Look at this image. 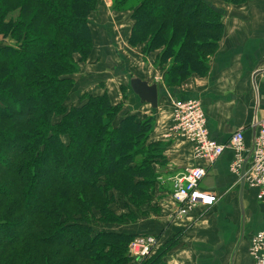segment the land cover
I'll return each mask as SVG.
<instances>
[{
  "label": "trees",
  "instance_id": "trees-1",
  "mask_svg": "<svg viewBox=\"0 0 264 264\" xmlns=\"http://www.w3.org/2000/svg\"><path fill=\"white\" fill-rule=\"evenodd\" d=\"M100 3L0 0V35L11 41L0 43V233L11 236L0 238V264H168L170 240L136 260L129 245L141 233L98 228L135 222L134 210L113 209L116 195L126 208L152 205L166 164V144L149 142L153 116L121 117L108 93L69 101ZM113 9L131 13L129 43L156 54L167 86L208 73L225 32L212 3L114 0Z\"/></svg>",
  "mask_w": 264,
  "mask_h": 264
},
{
  "label": "crops",
  "instance_id": "crops-1",
  "mask_svg": "<svg viewBox=\"0 0 264 264\" xmlns=\"http://www.w3.org/2000/svg\"><path fill=\"white\" fill-rule=\"evenodd\" d=\"M110 1H102V6L90 18L93 52L80 64V71L75 75L74 95L80 98L84 93H108L114 104L123 103L121 117L149 115L155 119L149 142L166 144V164L164 169L159 167L156 183L158 197L151 205L158 212H153L151 222L135 232L160 236L162 245L170 240L172 246L165 257L168 264H252L251 238L264 232V208L257 201L256 191L245 188L242 191L241 183L230 172V149L212 165L201 183V189L217 196L214 206L202 216L171 222L174 204L170 202L166 180L186 167L204 164L194 159L190 145L170 130L175 98L202 101L207 128L217 142L227 144L235 131L246 129L247 142L253 144L252 124L255 120H264V0H247L241 5L205 0L223 11L224 36L210 57L208 73L193 75L176 88H170L163 80V72L156 65V54L146 57L142 49L129 44L130 14L108 12L105 4L110 9ZM120 27L125 34L123 39L118 35ZM132 76L158 82L160 96L156 109L142 103L132 92L129 85ZM145 206L148 205L141 208Z\"/></svg>",
  "mask_w": 264,
  "mask_h": 264
},
{
  "label": "built area",
  "instance_id": "built-area-1",
  "mask_svg": "<svg viewBox=\"0 0 264 264\" xmlns=\"http://www.w3.org/2000/svg\"><path fill=\"white\" fill-rule=\"evenodd\" d=\"M173 102L170 130L186 141L194 159L204 164L186 167L171 179L170 202L174 204L171 222L202 216L214 206L217 196L201 189V183L227 149L232 152L230 172L237 177V183H241V190L256 191L257 201L264 208V120H255L252 124L253 144L247 142L246 129L235 131L227 144H221L210 136L202 101L175 98ZM161 242L155 235L140 234L130 242L129 252L136 260H142L153 255ZM250 257L252 264H264V232L252 236Z\"/></svg>",
  "mask_w": 264,
  "mask_h": 264
},
{
  "label": "rangeland",
  "instance_id": "rangeland-1",
  "mask_svg": "<svg viewBox=\"0 0 264 264\" xmlns=\"http://www.w3.org/2000/svg\"><path fill=\"white\" fill-rule=\"evenodd\" d=\"M102 1H105V2H109L110 0H100V2H101V4L99 5V7H98V9L100 8V6H102ZM113 3H114V0H112V1H110V9L108 8V5L107 4H105L106 6H107V11L109 12V10H112V11H114V12H117V13H128V14H131L129 11H120V12H118V11H115L114 9H113ZM97 9V10H98ZM96 10V11H97ZM96 11H94V12H96ZM94 12L92 13V15L94 14ZM102 14H103V12H102ZM91 15V16H92ZM91 16H90V18H91ZM131 16V15H130ZM130 19H131V17H130ZM131 22H132V19H131ZM131 28H132V26H131ZM132 30V29H131ZM120 31H121V27H120ZM122 39L123 38H125L124 37V32H122L121 31V34H118ZM130 36H131V31H130V34H129V36H127V38H130ZM6 41V39H4V36L3 35H0V43L1 42H5ZM6 42H8V43H10L11 41L10 40H8V41H6ZM127 42H128V40H127ZM130 44V43H129ZM133 47H135L137 50L139 49V50H141L142 49V51H143V48H144V45H137V46H133ZM143 53V52H142ZM153 54H155V53H153ZM153 54H147V55H144V56H146V57H150V55H153ZM172 61L173 60H171V58H169V61H168V63H167V67L168 66H170L171 64H172ZM159 69V71H161V72H163V80L165 81V70L163 69H161V68H158ZM191 78V77H190ZM189 80V78L188 79H186L185 81H184V83L185 82H187ZM84 95H86V93H84L80 98H78V96H76V95H74V94H72V96H71V98H70V103H73V104H78L80 101H81V98L84 96ZM123 114V112L122 111H120V116ZM135 148H137V146L136 147H133V149H135ZM138 161H142V156L140 155V156H138ZM163 167H161V169H162ZM164 169V168H163ZM166 182H168V186H169V188H171V186H170V183H171V180H166ZM166 182H162V185L163 186H166ZM42 189V186L41 185H39V187H38V191L39 190H41ZM38 191H35V193L36 192H38ZM34 193V192H33ZM127 197H125V196H122V195H120V194H117L116 195V198L114 199L115 200V205L113 206V209L116 211V212H118V214L119 215H123V213L125 214V213H129V211H133L132 212V215L131 216H133L134 218L136 217L137 218V220L135 221V222H132V221H128V223H125V224H123V225H117V224H113V225H104V224H99L98 225V228L99 229H103V230H105V229H107V228H113V229H115V230H118V231H128V232H135V231H137V229L139 230V231H141L142 230V226H144V225H146V224H148V223H150L151 222V214L154 212V213H157L158 211L157 210H154L153 209V207L150 205V203L148 204L149 206H145V207H143V208H135V209H133V208H126L124 205H125V203H127V204H129L128 202H127ZM9 237H11L10 235H9V233L8 232H3V233H0V238H1V241H5L6 239H8Z\"/></svg>",
  "mask_w": 264,
  "mask_h": 264
},
{
  "label": "water",
  "instance_id": "water-1",
  "mask_svg": "<svg viewBox=\"0 0 264 264\" xmlns=\"http://www.w3.org/2000/svg\"><path fill=\"white\" fill-rule=\"evenodd\" d=\"M129 85L133 93L137 94L142 103H148L156 109L159 104L160 88L157 82L150 83L138 76L129 79Z\"/></svg>",
  "mask_w": 264,
  "mask_h": 264
}]
</instances>
